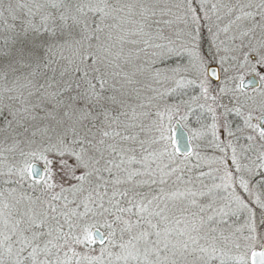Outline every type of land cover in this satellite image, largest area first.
I'll return each instance as SVG.
<instances>
[{
    "label": "snow or ice",
    "instance_id": "1",
    "mask_svg": "<svg viewBox=\"0 0 264 264\" xmlns=\"http://www.w3.org/2000/svg\"><path fill=\"white\" fill-rule=\"evenodd\" d=\"M0 264H264V0H0Z\"/></svg>",
    "mask_w": 264,
    "mask_h": 264
}]
</instances>
